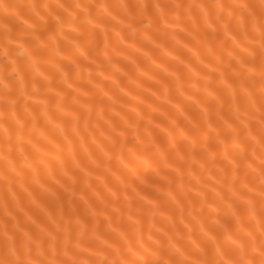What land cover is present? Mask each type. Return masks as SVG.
Listing matches in <instances>:
<instances>
[{
	"label": "bare ground",
	"instance_id": "obj_1",
	"mask_svg": "<svg viewBox=\"0 0 264 264\" xmlns=\"http://www.w3.org/2000/svg\"><path fill=\"white\" fill-rule=\"evenodd\" d=\"M0 264H264V0H0Z\"/></svg>",
	"mask_w": 264,
	"mask_h": 264
}]
</instances>
